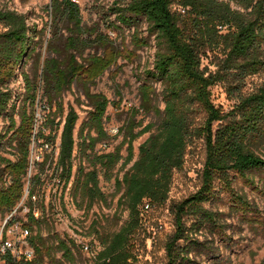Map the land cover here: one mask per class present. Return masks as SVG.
Segmentation results:
<instances>
[{"label": "trees", "instance_id": "16d2710c", "mask_svg": "<svg viewBox=\"0 0 264 264\" xmlns=\"http://www.w3.org/2000/svg\"><path fill=\"white\" fill-rule=\"evenodd\" d=\"M48 12L51 23L39 31L28 25L24 15L0 11V24L5 29L0 33V119L7 117L10 122L5 135L0 126V215L9 219L28 191L27 199L32 208L27 214L28 222L21 227L29 231L27 240L37 259L43 262L45 257H52L55 249L64 257H73L69 242L75 244L74 240L54 235L49 245L39 232L43 218L35 216V206L44 203L38 195L45 185L42 176L48 177L46 171H51L55 164L54 138L51 133L47 135L55 120L51 106L41 104L39 95L44 91V97L52 106L61 107L65 92L74 83L82 82L87 88L84 95L91 102L92 111L83 124L80 138L82 152L86 154L90 150L87 158L91 170L80 168L76 174V191L90 207L97 201H104L101 175L109 179L114 177V171L123 161L119 170V173L124 172L123 177L116 175L115 182L122 193L119 207L129 212L126 224L103 242L94 264H133L136 260L132 249L135 235L149 212L168 202L174 172L184 167L189 146L197 139L204 140L207 157L203 185L198 193L175 206L177 228L166 247L167 264H180L188 254L180 245L187 239L186 219L202 216L214 221L203 205L211 200L216 179L221 177L230 183V173L247 181L255 173L264 175V81L250 94L242 95L241 92L248 78L264 76V0H236L234 5L221 0H131L113 9L117 22L135 28L132 44L136 49L149 45V39L138 36L142 23L147 24L149 38L156 39L158 49L153 69L146 72L147 81L140 87L141 107L133 110L132 119L122 129L123 142L110 152L97 150L102 142L112 139L105 122L110 102L104 95L91 93V87L117 65L120 58L135 61L136 51L125 48L121 51L103 36L95 40L91 35L86 38L88 33L82 23L81 9L73 0H52ZM63 31L67 35L61 50L55 40ZM39 34L45 37V48L43 46L42 53L33 62L32 75L22 71L26 104L17 122L15 115L9 112L14 97L9 85L18 70H24L32 43ZM48 35L51 38H46ZM98 45L104 48L102 55L85 57L88 50ZM210 54L217 60L215 72L203 68L204 59ZM156 83L160 84V94ZM219 84H226L228 93L237 99L230 111L217 107L212 100V89ZM38 110L43 111L44 121L37 141L49 145L51 150L40 163L41 173L31 178ZM147 112H153L158 123L149 124L136 133L143 126L137 121L138 115ZM200 115H204L203 120L199 119ZM78 121V113L70 108L53 173L56 181H60L58 185H67L73 177ZM149 133L150 137L140 145L135 160V141ZM13 144H16V153L11 159L3 152L6 146ZM126 145L128 156L124 158L122 150ZM147 204L150 210H146ZM15 223L13 216L8 225L11 227ZM0 254L10 264H34L27 258L17 263L9 251Z\"/></svg>", "mask_w": 264, "mask_h": 264}, {"label": "rangeland", "instance_id": "374dc122", "mask_svg": "<svg viewBox=\"0 0 264 264\" xmlns=\"http://www.w3.org/2000/svg\"><path fill=\"white\" fill-rule=\"evenodd\" d=\"M81 9V17L84 28L87 31L86 38L95 40L103 36L115 44L121 51L128 49L136 51L137 58L130 62L124 58L118 60L117 65L104 73L96 84L91 87V93L104 95L110 102L105 116L106 128L109 131L117 129L120 131L112 139L113 150L119 146L125 136L122 129L132 119L133 110L141 107L140 87L147 81L146 72L153 69L155 54L157 51L156 39L149 38L147 24L142 23L138 36L149 39L147 47L136 49L132 44L134 27L125 26L116 21L113 9L125 6L131 0H73ZM234 5L236 0H221ZM52 0H0V11H12L24 15L28 25L40 31L47 24L51 23L48 12ZM5 31L0 24V33ZM63 31L60 37L55 40V44L62 50L64 36ZM46 38H51L49 35ZM45 48V37L40 34L33 41L29 51V57L24 70L19 69L16 78L9 85L13 92V100L10 104L9 112L15 115L17 122L19 113L24 107L26 100V83L22 71L32 75V66L37 56ZM136 49V50H134ZM44 52V51H43ZM104 48L101 45L86 52L85 57L91 55H102ZM217 60L213 54L204 59L203 68L215 72ZM155 81V80H154ZM264 76L257 75L247 79L245 86L241 90L242 95H247L263 83ZM153 82V80L151 81ZM157 93H161L160 84L156 83ZM87 88L82 82L74 83L63 95L61 107L51 105L44 97V91L39 95L41 104L50 105L52 108L54 124L47 135L51 133L55 142V157L51 171H46L43 175L45 182L42 190L38 191L41 201L35 206V216L43 218V224L39 232L42 233L45 242L52 245L54 235H58L70 243L73 257H64V254L57 249L53 251L52 257H45L42 262L34 255V264H94L95 259L103 249V242L117 233L128 221L129 212L119 207V200L122 193L116 187V175L123 177L124 172L119 173L122 163L114 171V177L108 178L101 175L100 188L106 199L97 201L90 207L88 201H84L81 193L76 191V174L80 168L86 171L91 170L87 155L82 152V139L80 138L83 124L89 119L92 111L91 102L85 97ZM228 93L226 84H219L212 89V100L214 104L230 111L237 103V99ZM161 109L164 108L162 97L159 98ZM131 105V106H127ZM70 108L75 109L79 115V121L75 130L76 147L73 156L74 171L71 181L66 185L58 182L53 176L59 154V146L66 117ZM204 115L199 119L203 120ZM158 117L152 113L139 114L138 122H142V127L136 130L141 131L149 124H157ZM0 126L3 135L7 134L10 127L9 119L1 118ZM87 128L85 134H87ZM155 132V131H153ZM151 133L144 135L134 143L135 160L139 156V147L149 137ZM9 135L5 138L8 140ZM16 144L11 147L6 146L3 154L11 159L16 153ZM100 149L98 145L97 150ZM128 145L122 150L124 158L128 156ZM34 156L33 168L29 176L34 178L41 173L40 163L43 157L49 155L39 144L32 145ZM37 156L41 159L37 160ZM206 145L203 139L195 140L188 148L185 157V164L181 170H176L173 176L170 198L168 202L159 207H154L144 221V225L137 232L133 241V252L136 260L133 264H167V243L176 231L174 209L186 199L199 192L203 185V170L206 162ZM130 167V166H129ZM47 170V168H46ZM230 183L221 177L214 183L213 196L209 202L203 205L214 221L205 220L202 216H189L186 219L187 239L180 242L182 247L188 250L186 260L180 264H264V175L255 173L250 177V181L236 173L229 174ZM29 189V184L28 188ZM243 203V204H240ZM32 207L29 201L24 198L17 208L14 218L17 223L9 226L8 216L0 215V239L2 236L14 238L27 250L26 242L22 236V231L12 233L17 225L23 226L28 222L27 214ZM7 222V224H6ZM6 224V226H5ZM38 230L35 228V233ZM89 247V250H86ZM1 253V252H0ZM0 264L8 263L0 254Z\"/></svg>", "mask_w": 264, "mask_h": 264}, {"label": "built area", "instance_id": "2783aa9c", "mask_svg": "<svg viewBox=\"0 0 264 264\" xmlns=\"http://www.w3.org/2000/svg\"><path fill=\"white\" fill-rule=\"evenodd\" d=\"M127 106H131V105H127ZM43 121H44V113H43V111L38 110L37 114H36V126H35V130H34L33 145L34 146L37 144L43 145L45 151L49 152L51 150L49 145L43 144L42 141H37V135L40 132L39 128H40L41 124L43 123ZM107 132H108V135L111 136L112 138L118 134L117 129H113L112 131L108 130ZM100 149L103 150L104 152H110L113 149V144L110 142V140L102 142L100 145ZM36 158H37V160L41 159L40 156H37ZM33 161H34V156H32V159H31L30 173H31V170L33 168ZM58 182L60 183V181H58ZM28 195H29V192L27 191L25 198L28 197ZM33 200L36 201L37 198L33 197ZM150 209H151L150 205L147 204L146 210H150ZM16 212H17V210L14 211V213L9 217V219H11L15 215ZM6 224H7V222H6ZM6 224H5V226H6ZM15 228L16 229H13L12 233H15L16 231H22V236L27 240V237L30 234L29 231L24 230L19 225H17ZM25 245L27 247L26 251H24L23 246L18 241H16L12 237H8V234H7L6 239L4 236H2V238L0 239V251L2 253H7L8 251L11 252L13 254V256L15 257V259L17 260L16 261L17 263L22 261L23 258H27V260L32 259L35 255V252L31 248L29 243L26 242ZM86 250H89V247H86Z\"/></svg>", "mask_w": 264, "mask_h": 264}]
</instances>
